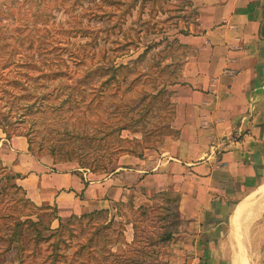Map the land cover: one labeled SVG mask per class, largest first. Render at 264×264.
Returning <instances> with one entry per match:
<instances>
[{"label":"rangeland","instance_id":"374dc122","mask_svg":"<svg viewBox=\"0 0 264 264\" xmlns=\"http://www.w3.org/2000/svg\"><path fill=\"white\" fill-rule=\"evenodd\" d=\"M198 31L191 0H0V264H201L179 248L174 182L72 213L34 202L14 166L23 141L86 186L149 171L179 136L175 85Z\"/></svg>","mask_w":264,"mask_h":264},{"label":"crops","instance_id":"0c3cea01","mask_svg":"<svg viewBox=\"0 0 264 264\" xmlns=\"http://www.w3.org/2000/svg\"><path fill=\"white\" fill-rule=\"evenodd\" d=\"M191 2L199 31L186 36L189 52L175 85L179 136L149 171L122 165L99 186H86L46 171L22 153L23 141L14 166L27 176L23 187L34 202L72 213L109 208L144 196L150 190L141 187L152 180L160 184L154 191L170 180L184 223L179 248L192 250L193 262L264 264V0Z\"/></svg>","mask_w":264,"mask_h":264},{"label":"bare ground","instance_id":"6f19581e","mask_svg":"<svg viewBox=\"0 0 264 264\" xmlns=\"http://www.w3.org/2000/svg\"><path fill=\"white\" fill-rule=\"evenodd\" d=\"M251 205V204H250ZM240 264V263H239Z\"/></svg>","mask_w":264,"mask_h":264}]
</instances>
